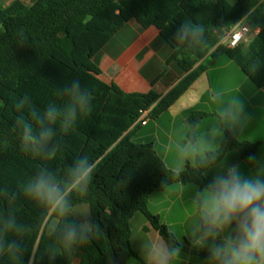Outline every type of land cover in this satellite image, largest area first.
Listing matches in <instances>:
<instances>
[{
    "label": "trees",
    "instance_id": "obj_1",
    "mask_svg": "<svg viewBox=\"0 0 264 264\" xmlns=\"http://www.w3.org/2000/svg\"><path fill=\"white\" fill-rule=\"evenodd\" d=\"M130 20L142 28H156L172 48L165 65L175 63L183 72L163 96L152 91L124 93L94 76L97 71L91 59ZM187 21L199 22L206 30V44L196 52L170 41L176 27ZM240 21L250 28L247 42L234 48L220 43L225 32ZM220 56L232 61L254 87L264 86V0H182L164 19L151 11L145 0H30L0 6V188L15 191L18 183L41 165L66 176L72 162L87 155L96 169L87 195L77 199V204L88 206L98 228L87 244L77 248L79 264H127L138 259L129 242V221L136 213L142 214L159 236L174 241L187 254L206 259L207 252L189 242L180 246L147 204L154 193L177 184L201 188L209 178L190 164L180 172L168 169L152 144L133 143L130 138L140 126L141 111L148 110L149 119L167 112L205 69L201 61L208 58L211 64ZM258 63L260 71L255 75L246 72L245 68H255ZM76 78L92 91L91 115L80 118L67 135L57 133L61 147L54 158L25 153L22 129L30 111L42 114L56 100L57 86ZM187 115V137L193 141L206 114L189 110ZM33 131L42 129L33 124ZM258 148L259 144L239 142L230 130L223 129L216 164L232 150L247 159L249 154L256 155ZM123 177L126 183L121 182ZM9 212L30 229L25 238V264H71V254L62 249H57L53 261L46 251L57 243L48 227L51 210L45 215L23 197L0 198V214Z\"/></svg>",
    "mask_w": 264,
    "mask_h": 264
},
{
    "label": "clouds",
    "instance_id": "obj_2",
    "mask_svg": "<svg viewBox=\"0 0 264 264\" xmlns=\"http://www.w3.org/2000/svg\"><path fill=\"white\" fill-rule=\"evenodd\" d=\"M205 32L199 22H181L170 41L196 52L206 44ZM245 70L255 75L260 71L259 63ZM54 95L56 100L42 114L40 110L30 111L22 129V150L46 160L54 158L61 147L57 133L67 135L80 118L93 112L92 91L82 86L78 78L58 85ZM65 100L63 104L57 102ZM219 115L231 125L241 127L250 119L245 101L238 96L232 97ZM33 124L42 131L34 132ZM176 156L181 162L190 161L202 169L205 177L212 173L193 197L196 216L188 228L191 246L207 252L206 264H264V162L249 154L248 172L242 170L239 162L228 163L226 159L218 168L214 167L219 158L214 140L185 142L177 149ZM95 169L96 164L87 155H81L67 168L66 176L41 165L19 182L15 191L0 188V198L23 197L45 215L52 211L55 223L50 220L48 227L57 243L46 249L52 261L57 249L72 254L97 232L91 212L77 204V199L87 195ZM121 182L126 183V179L123 177ZM77 208L80 210L76 211ZM29 233V227L18 222L14 212L0 214V261L25 264L28 251L25 238ZM140 253L143 264H177L181 247L160 236L142 241Z\"/></svg>",
    "mask_w": 264,
    "mask_h": 264
},
{
    "label": "crops",
    "instance_id": "obj_3",
    "mask_svg": "<svg viewBox=\"0 0 264 264\" xmlns=\"http://www.w3.org/2000/svg\"><path fill=\"white\" fill-rule=\"evenodd\" d=\"M14 1L28 3L30 0H0V6L6 7ZM145 1L151 11L164 19L182 0ZM171 53L172 48L160 37L156 28H142L134 20H130L91 59L90 64L97 71V74H94L97 80L107 86L114 84L124 93L152 91L163 96L183 77V72L178 65L175 63L165 65ZM207 60L208 58L201 61L205 69L194 83L176 99L167 112L155 119L148 118L145 125H140L141 128L149 130L146 136L147 142L144 144H152L159 155L157 145L161 140L160 148H158L161 154L159 156L165 166L175 172L182 171L187 164L193 165L190 161L181 162L178 158L170 157L189 140L187 137L189 110H197L206 114L195 130V139L190 140L192 143L214 140L219 147L223 139V129H228L239 142L261 144L258 140L253 142L240 139L241 135L237 133L235 125L228 123L226 118L221 117L219 113L228 106L229 97L237 96L245 101L259 100L263 104L262 111H264V86L251 90L245 82H242L235 87L231 82L234 74L232 61L224 60L222 56L211 64ZM244 87L247 88L251 99L250 96L244 95ZM243 127L244 125L240 127V130H243ZM256 156L258 162H264V150L261 153L258 150ZM236 159L250 170L247 159H242L239 155ZM198 189L199 187L194 184L171 186L164 191L152 194L149 197L147 208L149 210L150 205L156 207L160 203L167 202L166 209L170 211L178 201L182 204L193 201ZM149 212L161 218L160 213L150 210ZM143 230L148 231L146 225H143ZM71 256V264H79L81 252L76 249Z\"/></svg>",
    "mask_w": 264,
    "mask_h": 264
},
{
    "label": "rangeland",
    "instance_id": "obj_4",
    "mask_svg": "<svg viewBox=\"0 0 264 264\" xmlns=\"http://www.w3.org/2000/svg\"><path fill=\"white\" fill-rule=\"evenodd\" d=\"M224 60H228L225 56H222ZM234 69V74L232 75V84L236 87L242 82H245L246 85L251 89L254 90L256 87H254L247 78L243 75V73L235 66L232 65ZM247 88H243V93L247 97L250 96V99L252 98L251 95H248ZM249 89V90H250ZM251 92V91H250ZM232 97L228 98V101L230 102ZM249 99V100H250ZM245 101V100H244ZM246 104V110L250 114V119L247 120L244 124L243 130H240V125L236 124L234 127L237 131V133H240L241 135L240 139H247L250 141H261L259 144V153H261L264 150V118L263 114L264 111H262L263 104L259 100H250L245 101ZM149 133V130L147 128H141L140 126L136 127L134 131L132 132V136L130 138V141L133 143H146V136ZM159 140L157 147L160 148V142ZM177 142V139H175ZM190 141V140H188ZM191 142V141H190ZM157 148V151L160 149ZM257 154V153H256ZM239 153L235 150L230 151L227 153L225 158L218 164H216L214 167H219L223 164V161L226 159V162L228 163H234L238 162L237 159L235 160L236 156L238 157ZM171 158H176V152L171 154ZM168 164V161H167ZM169 165V164H168ZM241 168L244 172H248L249 168L242 164ZM212 173H209L208 177L210 179ZM83 205L88 211V206L86 204ZM167 205L168 203H160L158 206L154 207L152 205L149 206V210L151 212H158L161 215V222L167 227L168 231L175 237L178 244L182 247L187 246V242H189V234H188V228L193 219L196 216V209L193 206V201H189L185 204H182L180 201L176 202L172 209L170 211H167ZM80 209L77 208L76 211H79ZM143 225H146L148 228L147 230H143ZM130 226V247L131 249L137 254L139 257L138 259L132 258L129 260L127 264H143V259L140 253V245L142 241L151 240L153 238H159V235H156L155 231L150 227L149 223L145 219V217L140 214L136 213L129 221ZM190 243V242H189ZM204 251V250H203ZM205 259L199 257L198 255L193 254H187L185 251L181 250L180 256L178 258L177 264H206L204 261Z\"/></svg>",
    "mask_w": 264,
    "mask_h": 264
},
{
    "label": "built area",
    "instance_id": "obj_5",
    "mask_svg": "<svg viewBox=\"0 0 264 264\" xmlns=\"http://www.w3.org/2000/svg\"><path fill=\"white\" fill-rule=\"evenodd\" d=\"M250 33L249 26L244 23L243 21L238 22L235 24L230 30L225 32L222 36L220 43L225 44L229 48H234L240 44L246 43L248 40V35ZM149 111H141L140 118L138 123L140 125H145L148 119Z\"/></svg>",
    "mask_w": 264,
    "mask_h": 264
}]
</instances>
